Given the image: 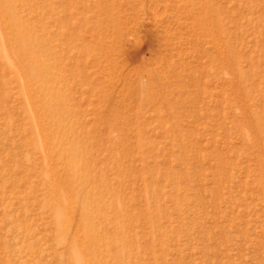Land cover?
<instances>
[{
  "label": "rangeland",
  "instance_id": "1",
  "mask_svg": "<svg viewBox=\"0 0 264 264\" xmlns=\"http://www.w3.org/2000/svg\"><path fill=\"white\" fill-rule=\"evenodd\" d=\"M75 243L264 264V0H0V264Z\"/></svg>",
  "mask_w": 264,
  "mask_h": 264
},
{
  "label": "bare ground",
  "instance_id": "2",
  "mask_svg": "<svg viewBox=\"0 0 264 264\" xmlns=\"http://www.w3.org/2000/svg\"><path fill=\"white\" fill-rule=\"evenodd\" d=\"M24 36H26V34H24ZM32 58L34 59H37L36 57L32 56ZM41 68L43 69H48V66L45 65V64H41ZM70 157V156H69ZM70 159H72L70 157ZM81 168H79V166H76V173L78 174V172L81 173ZM76 174V175H77ZM79 175V174H78ZM77 177H73L71 178V180L74 181V184H75V180H76ZM74 194L75 195H80V199L83 200L85 199L84 198V195H85V183L82 184L81 186H77L74 188ZM58 218H59V221H65V214H64V210L63 209H59L58 210V214H57ZM87 235L89 236V238L92 240L93 244H95L98 240L96 238V234H95V229L92 228L91 230L90 229H87ZM73 252H72V255H73V258L74 260L76 261L77 264H83V255H81L79 252H78V249H77V245L76 243L73 244Z\"/></svg>",
  "mask_w": 264,
  "mask_h": 264
}]
</instances>
